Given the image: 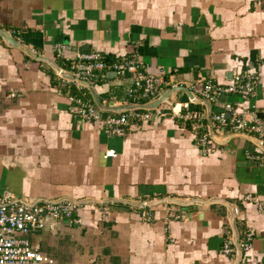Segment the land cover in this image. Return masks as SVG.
I'll return each mask as SVG.
<instances>
[{
    "label": "crops",
    "instance_id": "1",
    "mask_svg": "<svg viewBox=\"0 0 264 264\" xmlns=\"http://www.w3.org/2000/svg\"><path fill=\"white\" fill-rule=\"evenodd\" d=\"M0 30L18 32L20 45L65 72L78 53L100 52L106 79L91 86L103 105L131 85L134 74L114 71L126 59L154 78L155 89L124 106L149 104L174 85L202 102L199 77L226 86L238 73L261 75L254 96L223 95L209 117L204 105L176 92L155 110H131L155 118L131 120L127 135L114 137L76 115L69 99L93 102L87 89L0 37V192L30 202L153 204L78 206L71 220L32 232L33 249L53 264H238L237 252L221 250L227 241L235 249V235L238 242L250 231L243 257L264 264V153L252 135L227 128L214 134L228 139L211 138L201 153L182 117L193 112L207 127L230 105L264 125V0H0ZM110 150L115 157H105Z\"/></svg>",
    "mask_w": 264,
    "mask_h": 264
},
{
    "label": "built area",
    "instance_id": "2",
    "mask_svg": "<svg viewBox=\"0 0 264 264\" xmlns=\"http://www.w3.org/2000/svg\"><path fill=\"white\" fill-rule=\"evenodd\" d=\"M18 44H22L18 32L9 33ZM58 53L60 50L58 47ZM107 66L103 61V56L98 51H86L78 53L67 73L77 80H81L92 85L103 82ZM117 76L123 77L126 73L134 74L131 85L126 90L123 98L107 102V106H124L126 104H137L143 100L150 99L154 92V78L138 74L136 62L126 59L114 65ZM260 72L249 71L236 74L231 83L222 86L214 84L210 80H201L202 85L200 95L203 101L217 104L223 95L235 94L242 97H252L256 92L260 80ZM78 90L82 86L72 82ZM174 87H177L174 85ZM10 97H14L11 95ZM84 96L70 97L71 105L77 109L76 115L86 122H99L106 135L114 137H124L127 135L131 120L139 122H149L155 118L150 111L138 112L129 111L117 115L100 117V110L94 102L86 101ZM178 105L173 106L172 110ZM181 108L188 111V104H180ZM158 114V113H157ZM182 116L186 121H190L193 129L197 132L196 145L201 153H207L208 145L211 143L210 129L219 132L225 128L232 133H245L252 135L258 142L261 151L264 153V125L259 121L255 113L234 112L230 105L222 106L220 112L209 119L208 126L200 123L198 115L193 112H186ZM157 116V115H156ZM113 151L105 153V157H115ZM79 205L68 202H30L27 199L16 198L8 191L0 192V264H53V260L32 248L28 239L29 235L38 230L50 229L62 220H71L73 212ZM142 210H145L144 208ZM141 218L145 222L152 221L149 211H142ZM254 239L253 232L245 233L242 240L237 242L235 249L231 241H227L221 250L222 254L237 252L239 254L238 264H248L244 255L250 252Z\"/></svg>",
    "mask_w": 264,
    "mask_h": 264
},
{
    "label": "water",
    "instance_id": "3",
    "mask_svg": "<svg viewBox=\"0 0 264 264\" xmlns=\"http://www.w3.org/2000/svg\"><path fill=\"white\" fill-rule=\"evenodd\" d=\"M0 37L3 39V41L9 46V47H13L16 48L20 51H22L24 54H26L28 57L32 58L33 60L36 61H40V62H44L46 64H48L49 66H51V68L53 70H55V72L63 79L68 80L70 82H74L82 87H84L85 89H87L93 98V102L96 105V107L100 110V111H107V112H113V113H123V112H127V111H131V110H155L157 109L161 104L165 103L167 101V99L174 93L176 92H183L185 93L189 99L194 103V104H202L204 105L208 112H207V116L209 117V109H210V104L206 101H202V102H198L194 99L192 93L184 88V87H172L169 90H167L159 99L150 102L149 104L146 105H127V106H119V107H111V106H107V105H103L101 104V102L98 100L93 87L84 81L81 80H77L76 78H74L71 73H67L65 71L60 70V68H58L52 61L45 59V58H41L38 57L37 55H34L33 53H31L29 50H27L26 48H24L22 45L18 44L16 41H14L7 32L0 30ZM202 89V85H198L197 86V90L200 92ZM210 135L211 138L215 141V142H222L223 140L228 139L226 138H222V137H218L216 136L213 131L210 129ZM235 136V135H234ZM238 136V135H237ZM233 137V136H231ZM230 137V138H231ZM245 137V136H244ZM249 137V136H248ZM250 138V137H249ZM251 140H254V142L259 146V142L257 140H255L254 138H250ZM62 202H68V203H72V204H77L79 206H83V205H88V204H94V205H106L108 203H122V204H128V205H153L151 203H147V204H135V203H131L128 201H123V200H108V201H92V200H84V201H79V200H74L71 198H64L59 200L58 202L55 203H62ZM197 204L198 202H191L190 205ZM231 214L233 215V210L231 208ZM233 223V219L232 222ZM234 244L237 245V236L235 235L234 237Z\"/></svg>",
    "mask_w": 264,
    "mask_h": 264
},
{
    "label": "trees",
    "instance_id": "4",
    "mask_svg": "<svg viewBox=\"0 0 264 264\" xmlns=\"http://www.w3.org/2000/svg\"><path fill=\"white\" fill-rule=\"evenodd\" d=\"M92 85H93V86H96L97 84H96V83H93ZM88 95H89V94H88ZM194 106H196V105H194Z\"/></svg>",
    "mask_w": 264,
    "mask_h": 264
}]
</instances>
